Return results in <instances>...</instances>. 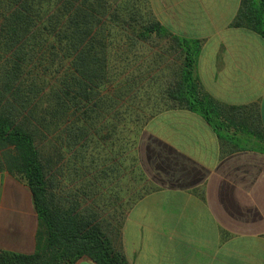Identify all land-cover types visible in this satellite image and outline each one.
<instances>
[{"label": "trees", "instance_id": "16d2710c", "mask_svg": "<svg viewBox=\"0 0 264 264\" xmlns=\"http://www.w3.org/2000/svg\"><path fill=\"white\" fill-rule=\"evenodd\" d=\"M232 25L264 39V0H241ZM200 44L150 0H0V157L39 219L34 251L0 249V264H129L112 229L149 189L133 186L137 138L161 111L199 114L225 153H264L259 121L202 89Z\"/></svg>", "mask_w": 264, "mask_h": 264}, {"label": "crops", "instance_id": "0c3cea01", "mask_svg": "<svg viewBox=\"0 0 264 264\" xmlns=\"http://www.w3.org/2000/svg\"><path fill=\"white\" fill-rule=\"evenodd\" d=\"M150 3L168 29L200 40L202 89L236 121L264 129V39L232 25L241 0ZM136 157L149 189L112 229L129 264H264L263 152H223L202 116L176 108L146 122ZM38 227L29 186L0 157V249L33 252Z\"/></svg>", "mask_w": 264, "mask_h": 264}, {"label": "rangeland", "instance_id": "374dc122", "mask_svg": "<svg viewBox=\"0 0 264 264\" xmlns=\"http://www.w3.org/2000/svg\"><path fill=\"white\" fill-rule=\"evenodd\" d=\"M144 177H145V175H144ZM146 180H147V178L145 177V181H144V179H142V180H136V185H133L134 187H135V189L137 188V189H139L142 185H143V183L144 182H146ZM114 185H115V183H114Z\"/></svg>", "mask_w": 264, "mask_h": 264}]
</instances>
